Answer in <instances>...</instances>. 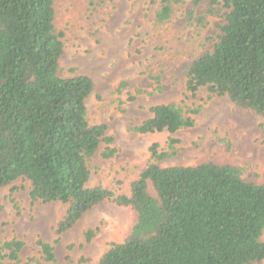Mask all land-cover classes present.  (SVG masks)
Masks as SVG:
<instances>
[{"label":"trees","instance_id":"1","mask_svg":"<svg viewBox=\"0 0 264 264\" xmlns=\"http://www.w3.org/2000/svg\"><path fill=\"white\" fill-rule=\"evenodd\" d=\"M104 0H86L95 13ZM184 0H158L156 25L168 23ZM57 0H0V189L29 183L32 204L66 206L55 227L59 237L104 201L129 208L135 223L122 243L96 264H262L264 262V173L246 179L238 166L205 162L163 168L175 154L157 144L128 193L88 187V164L101 143L110 144L106 125L90 123L85 101L93 92L87 76L64 78L59 63L63 34L55 27ZM206 7L195 21L223 13L211 51L186 72V91L226 97L264 119V0H191ZM122 83L121 87L126 86ZM129 100H133L130 97ZM177 104L156 105L133 129L169 133L193 126ZM112 150L102 153L110 159ZM97 231L89 230V243ZM25 244L0 239V264H55L54 248L36 243L40 257L23 260Z\"/></svg>","mask_w":264,"mask_h":264},{"label":"rangeland","instance_id":"2","mask_svg":"<svg viewBox=\"0 0 264 264\" xmlns=\"http://www.w3.org/2000/svg\"><path fill=\"white\" fill-rule=\"evenodd\" d=\"M205 9L184 0L172 20L156 25L158 0H104L95 13L86 0H57L55 27L63 34L64 48L61 75L91 79L93 92L85 101L90 123L106 125L105 136L112 139L101 143L90 160L88 187L128 193L129 183L148 162L150 147L157 144L168 152L171 138L178 143L175 154L160 162L163 168L230 163L246 179L262 177L264 119L226 97L186 91L189 65L212 50L223 22L224 12L206 17L200 26L195 19ZM168 104L196 110L187 114L193 126L173 135L133 131L151 117L152 107ZM106 150L113 151L110 159L102 157ZM65 210L59 203L32 204L29 183L17 180L0 189V239L22 241L23 260L40 257L36 243L41 240L54 248L55 264H96L110 244L123 242L136 220L129 208L107 200L58 237L55 227ZM89 230L97 232L87 243Z\"/></svg>","mask_w":264,"mask_h":264}]
</instances>
